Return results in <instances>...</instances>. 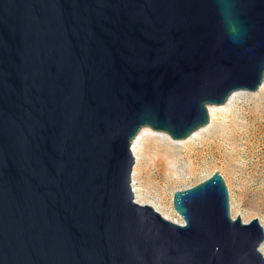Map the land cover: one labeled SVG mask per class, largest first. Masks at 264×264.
Returning a JSON list of instances; mask_svg holds the SVG:
<instances>
[{
	"label": "water",
	"instance_id": "water-1",
	"mask_svg": "<svg viewBox=\"0 0 264 264\" xmlns=\"http://www.w3.org/2000/svg\"><path fill=\"white\" fill-rule=\"evenodd\" d=\"M264 81V0H0V264H264L225 179L136 201L142 127L185 139Z\"/></svg>",
	"mask_w": 264,
	"mask_h": 264
},
{
	"label": "rangeland",
	"instance_id": "rangeland-1",
	"mask_svg": "<svg viewBox=\"0 0 264 264\" xmlns=\"http://www.w3.org/2000/svg\"><path fill=\"white\" fill-rule=\"evenodd\" d=\"M208 125L203 133L207 140L203 154L184 160L185 150L177 144L184 169L172 178L167 171L159 174L155 166L165 156L167 145L159 137L162 132L152 130L153 136L144 143L133 190L147 195L164 216L181 223L173 206L174 191L193 186L218 170L228 187L232 215H240L244 222L258 217L264 226V85L254 93L238 92L228 107L213 111L212 118L210 114ZM261 250L264 253V242Z\"/></svg>",
	"mask_w": 264,
	"mask_h": 264
},
{
	"label": "bare ground",
	"instance_id": "bare-ground-1",
	"mask_svg": "<svg viewBox=\"0 0 264 264\" xmlns=\"http://www.w3.org/2000/svg\"><path fill=\"white\" fill-rule=\"evenodd\" d=\"M263 85H264V81L261 86ZM238 92H241V91H238ZM238 92L233 93L232 96L228 99V101L223 105H210L209 111L211 114V118H212L213 111H217L222 108L224 109V107L225 108L228 107L231 104L232 100H234V97ZM209 127L210 125L202 127L194 131L189 137L185 139H180V140L172 139V137H170V135L166 132L160 133L161 136L159 137L164 138L166 141L167 151L165 153V156L157 160L155 163V166L158 169L159 174H161V172L163 171H167L166 172L167 176L169 178H172V176L179 175V173H182L181 171L184 168L180 164L179 156L177 155V151H176L178 148L177 146L178 143H181L182 148L185 150V153H183L184 160H186V158L191 159L194 155L203 154L204 147L207 144L206 143L207 140L204 138L203 133L204 131H208ZM152 130H153L152 128L150 129V127L148 128L147 126L142 127L140 131L137 133V135L135 136V138L132 140L131 147H132V151H133V154L135 157V163H136L134 165L133 173H132L133 185L136 180L135 177L139 173V170L142 166V160H143V156L145 152L144 143L145 141H147L148 138L153 136ZM157 132H161V131H157ZM134 193L139 203L151 205L150 202L152 201L148 200L147 195L141 192L139 193V191L136 188H134Z\"/></svg>",
	"mask_w": 264,
	"mask_h": 264
}]
</instances>
